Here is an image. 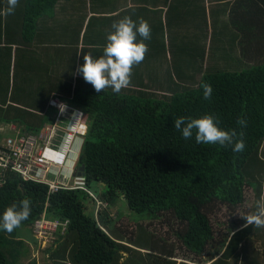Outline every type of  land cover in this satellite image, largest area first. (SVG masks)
I'll use <instances>...</instances> for the list:
<instances>
[{
    "label": "trees",
    "instance_id": "16d2710c",
    "mask_svg": "<svg viewBox=\"0 0 264 264\" xmlns=\"http://www.w3.org/2000/svg\"><path fill=\"white\" fill-rule=\"evenodd\" d=\"M59 1L19 0L14 13L7 14V0H0V61L5 59L6 62V65L4 61L0 62V148L16 142L23 135L43 137L47 126L54 125L58 119L59 109L51 105V94L56 90L60 92L63 86L54 85L48 95H37L34 103L21 104L15 93L18 90L28 93L31 86L27 81L22 84L19 68L13 79L11 67L17 52L28 61L23 65L22 75L26 76L28 72L31 75L29 66L34 69L33 73L45 70L37 63H29L34 60V53L26 44H33L40 35L44 37L49 28H54L51 32L53 40L67 32L71 36V31L78 28L82 17L74 15L73 9L67 10L68 14L63 10L61 16L57 11ZM242 2L246 4L245 12H241L245 15L244 20L257 19L261 24L245 26L244 35L249 40L245 45H251L254 39L261 58L264 54V0ZM93 5L91 0L83 1L77 11L83 13L95 9ZM249 51L250 48L244 47V53ZM259 57L252 63L246 58L249 67L240 72L206 74L204 70L196 84L192 82L185 87L166 79L157 92L135 81L131 83L135 86L132 90L122 89L117 94L107 88L97 93L80 73L77 86H70L71 98L55 97L84 112L89 125L79 165L86 166L90 192L62 189L52 193L49 185L25 181L19 172L4 171L0 167V218L8 207L19 205L26 198L31 201V215L21 226L32 231V239L25 240L19 235L17 240L20 246L32 242L35 247L16 255L14 263L35 264V251L38 250L54 264H139L131 257L141 252L124 244L120 232L111 227L110 218L104 219L103 209L98 210L101 205L94 204L99 200L102 206L107 203L110 210L118 205L122 196L129 209L145 220L163 213L175 216L182 229L174 233L192 255L198 258L209 250L210 261L226 246L221 257L212 264H234L231 260L234 258L235 262L243 241H251L249 237L255 228L244 227L228 242L227 237L217 240L210 214L218 205H225L230 210L239 209L244 203L247 185L255 187L257 199L263 188L264 60ZM84 63L83 55L79 63L76 56V65L70 64L66 68L73 69L74 73V67L78 69ZM203 84L213 87L210 100L204 99ZM160 93L164 96L159 98ZM12 103L32 110L24 111ZM205 115H213L221 130L236 129L238 134L242 131L244 151L234 152L232 145L198 144L195 135L186 140L174 127L177 118ZM238 119H245L247 126H238ZM95 190L101 192L96 195ZM94 205L98 211L92 216L89 208ZM42 219L58 225L56 235L49 241L41 240L36 234V223ZM1 231L0 264H11L13 259L10 261L4 251ZM150 235L152 249L137 246L135 240L132 245L149 250L155 263L173 264L172 261L166 263L163 258L166 253L171 257L173 248L165 239ZM125 254L128 257L124 261ZM201 260L199 258L197 262Z\"/></svg>",
    "mask_w": 264,
    "mask_h": 264
},
{
    "label": "crops",
    "instance_id": "0c3cea01",
    "mask_svg": "<svg viewBox=\"0 0 264 264\" xmlns=\"http://www.w3.org/2000/svg\"><path fill=\"white\" fill-rule=\"evenodd\" d=\"M83 1L87 0H60L57 4V11L61 16H63V10L66 12L73 9L74 15L82 17L78 28L71 31V36L67 32L63 33L61 38L53 40L51 32L54 28H49L50 36L46 30L44 37L40 35L33 44H26L27 48L34 53V60L29 63H37L45 70H37L33 73L34 69L29 66L31 75L29 72L26 76L22 75L23 65H26L28 61L14 51L16 53H14L11 67L12 78L15 79V70L19 68L22 84L27 81L31 86L28 93L24 90L20 92L18 90V93H15L21 104L34 103V97L37 95H48L54 85L63 86V89L60 92L56 90L53 95L51 94V98L55 99L57 96L62 100L60 95L71 98L73 94L70 93V86L73 85L74 88L77 86L80 73L77 72L76 67H74V73L73 69L66 67L70 64L76 65V56H78V63L81 56L88 53L94 58L103 56L104 48L108 43L107 36L114 31L113 23L125 16L131 17L137 24L142 18L150 25L151 38L144 41L149 51L145 59L138 66L133 67L131 83L139 81L143 86L156 92L163 87L166 79L174 82L188 80L190 70L193 69L190 66L198 64L205 68L206 65L213 64L212 57L215 55V50L234 48L235 46H230L233 43H236L237 48L242 51L241 54L234 53L237 57L247 58L252 63L258 61L255 58L260 56L259 47L254 39L251 45L246 46L249 40L244 32L248 24H254L255 27L261 24L257 19L244 20L245 15H241V12H245L246 4H243L242 0H91L95 9L84 10L82 13L77 9L83 5ZM140 39L138 37V42ZM244 47L246 50L250 48L251 51L248 54L244 53ZM2 61L6 65L5 59L0 62ZM128 88L132 90L135 86L130 85ZM11 95H14V92ZM66 103L69 102L66 101ZM12 104L21 107V105ZM21 108L27 112L32 110L25 109L23 106ZM262 185L264 190V183ZM243 228L242 226L241 229ZM249 239L251 241L248 243L246 241L241 243L237 258L235 262L233 258L232 263L264 264V228H258ZM254 241L259 246L252 249L250 253L248 246ZM128 246L144 254L150 253L149 250ZM225 250L226 246L221 255ZM166 255L163 257L166 263L172 261L173 264H195L179 260L176 251H172L171 257H168V253ZM124 256L125 261L128 255ZM220 257L217 255L213 260L206 262L201 260L197 264H212Z\"/></svg>",
    "mask_w": 264,
    "mask_h": 264
},
{
    "label": "rangeland",
    "instance_id": "374dc122",
    "mask_svg": "<svg viewBox=\"0 0 264 264\" xmlns=\"http://www.w3.org/2000/svg\"><path fill=\"white\" fill-rule=\"evenodd\" d=\"M230 46H235L231 49H222V50H215V55L212 57L213 64L206 65L205 68L203 66H198V64H194L190 66V78L188 80H177L175 81L176 84H180L181 87H185L191 85L192 82L195 84L199 80V76L203 73V69H205L206 74L208 73H216L219 71H229V72H240L244 69H247L249 66L245 59L241 56L237 57L236 54H241V50L237 48V44L233 43ZM235 53V55H234ZM259 60H264V54L259 57ZM164 96L163 93L158 94L157 97ZM79 118H82V114ZM78 118V120H79ZM73 123L72 132L78 133V130L81 125L87 124L85 119H81L77 121L76 117L72 119ZM89 132V129H88ZM87 132V134H88ZM85 134L84 136L77 134L75 141L78 140L76 143L75 151L79 152L81 145L85 143ZM81 136V137H80ZM79 137V139H78ZM84 141V142H83ZM263 155V154H262ZM257 178V177H256ZM254 178L253 180L257 182L258 179ZM264 183V180H262ZM98 192H101L99 190ZM97 190H95V194L97 195ZM244 203L243 205L237 210H230L225 205H218L210 214L211 225L214 229V236L217 240H222L224 237H227V242L229 241L230 237L239 231L241 227L246 224V220L242 217L249 213H252V209L256 207V201L258 192L256 191L255 187L247 185L245 186L244 191ZM99 199V196H96ZM118 205L113 207L112 209L108 210L109 205L103 204L98 210L100 211L103 209L101 213L105 215L106 220L110 218L111 227L115 228L120 232V236L123 237V242L132 245L134 244V240L137 242V246L140 247H148L151 248L152 236L150 234H154L155 238L165 239L168 242V245L173 248V251H176L178 254L179 260H185L189 262H195L197 264L198 259H203V261H208L210 258V251L208 250L202 256L196 257L187 251L186 247L182 244V242L178 239L176 234L174 233L175 230L182 229V225L180 221L173 216L171 213H163V215L158 216L157 218H152L150 220H145L140 214L133 212L129 209L127 201L124 197L118 200ZM98 206V203L95 201L94 204ZM108 206V207H107ZM97 211L95 209V205L89 208L90 215H96ZM107 216V217H106ZM255 228V227H254ZM258 228H255V231L251 232L250 237H252V233H255ZM32 231L28 228H23L20 226L19 228L15 229L12 233H7L6 231H1V236L3 239V248L7 255L13 261L11 264L14 263V258L16 255H20L22 253H26L28 250H32L31 247H35L32 242L26 243L25 246H20L17 237L19 235H23L25 240L32 239ZM149 233V235H148ZM135 242V243H136ZM246 243L248 241L246 240ZM127 245V246H128ZM133 246V245H132ZM257 246L256 242L254 241L251 243L248 248L249 252L251 253L252 249H255ZM259 246V245H258ZM257 246V248H258ZM221 254L218 255L220 257ZM34 259L35 264H51L52 261L50 259H46L42 254H39L38 250L35 251ZM30 259V258H29ZM28 259V260H29ZM33 259V258H32ZM132 260L139 262V264H158L153 261V256L151 253L144 254V253H135L131 257ZM234 262V261H233ZM31 264V263H27Z\"/></svg>",
    "mask_w": 264,
    "mask_h": 264
},
{
    "label": "clouds",
    "instance_id": "9594fccd",
    "mask_svg": "<svg viewBox=\"0 0 264 264\" xmlns=\"http://www.w3.org/2000/svg\"><path fill=\"white\" fill-rule=\"evenodd\" d=\"M18 2L19 0H7V14L14 13ZM112 28L114 31L107 36L108 43L104 48L103 56L94 58L88 53L84 55L85 63L77 69L78 73L83 74L85 82L90 83L97 93L111 88L113 92L119 94L122 89L128 88L131 85L133 67L138 66L149 51L144 41L151 38V28L142 18L137 24L131 17L125 16L114 22ZM138 37L141 38L139 42ZM202 88L204 99L210 100L213 93L212 85L203 84ZM80 114L84 115L80 112L79 116ZM237 124L244 128L247 126V121L238 119ZM174 127L182 132L186 140L195 135L198 144L232 145L234 152H243L246 147L242 131L238 134L236 129L221 130L213 115H205L201 118L180 117L174 120ZM96 202L98 206L101 203L99 200ZM30 215L31 201L26 198L20 201L19 205L10 206L4 211L0 218V229L10 234ZM242 217L246 220L244 227L264 228V190L256 201L255 211Z\"/></svg>",
    "mask_w": 264,
    "mask_h": 264
},
{
    "label": "built area",
    "instance_id": "2783aa9c",
    "mask_svg": "<svg viewBox=\"0 0 264 264\" xmlns=\"http://www.w3.org/2000/svg\"><path fill=\"white\" fill-rule=\"evenodd\" d=\"M51 105L59 109L55 124L47 126L41 138L23 135L16 142L1 147L0 167L4 171L12 169L19 172L25 181L43 182L50 186L52 193L62 189L89 191L87 178L79 174L83 144L79 152L75 151L77 134H87L89 125L83 124L78 133L72 132V119L76 117L79 121L84 119V115L78 120L80 112L58 98L53 99ZM57 231L58 225L52 221L42 219L36 223V234L43 241L53 239Z\"/></svg>",
    "mask_w": 264,
    "mask_h": 264
},
{
    "label": "water",
    "instance_id": "95a60500",
    "mask_svg": "<svg viewBox=\"0 0 264 264\" xmlns=\"http://www.w3.org/2000/svg\"><path fill=\"white\" fill-rule=\"evenodd\" d=\"M79 174L86 177V166H84V165L80 166V173Z\"/></svg>",
    "mask_w": 264,
    "mask_h": 264
}]
</instances>
